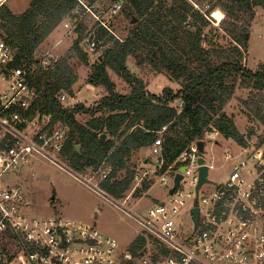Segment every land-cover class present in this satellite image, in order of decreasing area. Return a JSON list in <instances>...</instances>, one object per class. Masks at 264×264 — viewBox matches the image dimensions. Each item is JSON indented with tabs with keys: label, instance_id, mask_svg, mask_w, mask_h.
<instances>
[{
	"label": "built area",
	"instance_id": "1",
	"mask_svg": "<svg viewBox=\"0 0 264 264\" xmlns=\"http://www.w3.org/2000/svg\"><path fill=\"white\" fill-rule=\"evenodd\" d=\"M76 1V18L64 21V25L74 30L79 24L89 22L83 40L86 51L100 56L109 46L110 35L124 40L115 32V24L131 0ZM185 1L195 11L221 23L222 20L214 17L219 9L215 4L217 0ZM7 2L0 0V6ZM101 29L108 33L99 36ZM58 58L52 56L41 64L45 66ZM41 93L33 84L29 70L15 65L13 48L0 37V238L18 240L26 262L264 264V139L245 137L243 144L235 141L237 147L225 152L224 161L231 166L224 182L219 183L210 177L214 163L205 153L207 142L219 144L223 137L215 126L206 127L202 138L192 142L172 164L167 161L164 148L168 125L158 130L157 138L149 146L152 167L138 177V185L145 179L152 184L158 177L161 187L170 184V188L145 216L120 206L142 229L130 248L120 250L117 240L92 222L32 215L28 211L32 206L30 194L19 180L23 168L31 160L42 158L72 172L64 163L63 153L70 129L35 109ZM59 97L65 106L78 103L69 91L60 92ZM183 106L184 101L179 99L176 107L181 110ZM199 142H204L203 150ZM202 167L208 168L209 181L197 191ZM107 173L103 171L102 177ZM179 173L182 178L175 188ZM207 186L214 189L205 190ZM105 197L117 205L113 199ZM195 208L199 210L198 225L193 214ZM186 216H189L188 223L184 220ZM138 238L143 242L134 250Z\"/></svg>",
	"mask_w": 264,
	"mask_h": 264
},
{
	"label": "trees",
	"instance_id": "2",
	"mask_svg": "<svg viewBox=\"0 0 264 264\" xmlns=\"http://www.w3.org/2000/svg\"><path fill=\"white\" fill-rule=\"evenodd\" d=\"M76 3L32 0L20 14L6 4L0 6V37L13 48L15 65L26 67L33 84L42 90L35 109L70 129L63 153L74 171L91 168L99 172L98 184L120 199L130 190L135 173L128 170L125 177L118 178V172L127 168L135 150L152 144L164 125H168L164 148L170 164L192 142L202 138L209 126L220 129L227 139L239 144L246 142L233 117L224 109L237 87L264 91V63L256 69L244 64L255 7H264V0H217L216 5L226 15L223 18L218 9L214 17L223 19L221 29L232 40L227 47L203 44L204 40L211 42L205 31L211 20L185 0H131L128 16L131 22L135 17L137 21L123 41L109 36L111 44L92 64L88 77V83L104 87L106 94L92 105L78 102L65 106L60 92L74 94L79 79L69 57L52 59L43 66L36 53L61 23L76 18ZM88 25L89 22H83L74 29L78 35L70 48L85 65L90 64L89 52L83 46ZM107 33L103 29L98 31L101 37ZM129 57L135 58L138 67L149 65L158 72L168 71L180 82V89L166 87L162 93L150 92L144 79L128 67ZM109 69L128 82L129 91L117 90ZM257 97L251 98L252 104L249 100L246 103L252 115L264 123L263 96ZM179 99L184 101L181 110L176 107ZM79 114L87 116L85 122L78 120ZM252 133L254 130L248 138ZM103 171H108L104 178ZM150 183L143 180L141 188L147 190ZM139 192L137 189L136 193ZM142 242V238L136 239L134 250ZM10 261L11 258L0 260V264Z\"/></svg>",
	"mask_w": 264,
	"mask_h": 264
},
{
	"label": "rangeland",
	"instance_id": "3",
	"mask_svg": "<svg viewBox=\"0 0 264 264\" xmlns=\"http://www.w3.org/2000/svg\"><path fill=\"white\" fill-rule=\"evenodd\" d=\"M171 1L168 0V2ZM31 2L32 0H8L6 5L14 13L20 14L25 11L23 9L29 7ZM216 6L223 12V18H225L226 13L219 5ZM130 7L131 5L129 4L127 6L129 11ZM127 9L115 24V32L123 39L129 35L133 27V22L130 21ZM255 10L256 15L251 26L249 51L245 53L244 60L246 67L251 69H256L260 64L264 63V7L257 6ZM205 31L211 38V42L209 40L203 41L206 47H211L212 44L217 47H227L232 44L231 38L225 34L223 29H221V24H218L214 18H212L211 25ZM77 35L71 27H66L63 22L45 40L36 54L42 61L51 59L52 56H68L70 63L79 76L73 88L74 95L78 102L92 105L106 93V90L102 86L96 87L88 83V77L92 72V64L98 57L97 53L89 52L90 64L85 65L70 50ZM110 44L111 40L108 42V45ZM128 67L132 72L144 79L150 92L162 93L166 87H171L174 90H179L181 87L180 82L175 80L168 71L158 72L149 65L138 67L134 57H129ZM109 72L112 79L116 82L119 92L125 93L129 91V84L124 78L112 69H109ZM258 95L263 96L264 100V91H252L250 88L237 87L234 96L224 109L229 116L233 117L239 131L245 137H248L251 131L254 130L251 136L253 140L264 139V123L252 115V110L248 107L246 101H250L252 97L253 99H259ZM86 119L87 116L78 115L80 122H85ZM235 143L233 139L225 137L220 138L219 144L206 143V156L210 162L214 163V168L210 170V177L219 183L224 182L225 173L231 166L224 161L225 152L228 149L236 148ZM145 158L148 159L146 162H144ZM151 160L152 154L149 147H142L132 153L127 162V168H122L117 175L118 178H123L128 170L135 173L130 190L125 197L120 199L109 194L98 184L101 178L99 172L88 168L78 173L73 170L67 159L64 160V163L72 172L64 170L42 158H36L23 168V174L19 180L30 194L32 206L28 211L32 215L37 217L56 216L92 222L103 233L115 238L119 244V249L123 251L130 248L131 243H133L142 229L120 206L129 209L137 215L145 216L148 209L161 200L170 188V184L161 187L158 177L149 185L147 190L141 188L142 184L138 185V177L142 176L145 170L152 167ZM75 175L80 176L83 181ZM137 189H140L141 192L136 193ZM206 189L214 188L207 186ZM104 194L113 199L118 206L110 202ZM184 220L188 223L189 216H186ZM8 258H11L8 264H31L30 261L26 262L23 259L24 255L20 242L14 238L3 236L0 238V260H7Z\"/></svg>",
	"mask_w": 264,
	"mask_h": 264
},
{
	"label": "water",
	"instance_id": "4",
	"mask_svg": "<svg viewBox=\"0 0 264 264\" xmlns=\"http://www.w3.org/2000/svg\"><path fill=\"white\" fill-rule=\"evenodd\" d=\"M137 19L134 18L133 22H136ZM103 137H106V134L103 135ZM199 146H200V150H203L204 148V142H199ZM77 148L79 149L80 148V145H77ZM200 161L202 162L203 161V158H200ZM185 168H182V170H184ZM182 178V174L179 173L177 176H176V185H175V188H178L179 184H180V180ZM209 181L208 180V168L207 167H202L201 168V180L198 184V187H197V191H199L201 185L204 183V182H207ZM174 189L171 190V192H173ZM193 214H194V218H195V221H196V224L198 225V222H199V210L197 208L193 209Z\"/></svg>",
	"mask_w": 264,
	"mask_h": 264
},
{
	"label": "crops",
	"instance_id": "5",
	"mask_svg": "<svg viewBox=\"0 0 264 264\" xmlns=\"http://www.w3.org/2000/svg\"><path fill=\"white\" fill-rule=\"evenodd\" d=\"M26 8H27V7H26ZM26 8H25V9H23V10H26ZM90 85H91V84H90ZM105 94H106V93H105ZM105 94H103L102 96H104ZM99 95H100V93H99ZM102 96H101V97H102ZM97 99H98V98H97ZM146 160H148V159H147V158H145V159H144V162H146Z\"/></svg>",
	"mask_w": 264,
	"mask_h": 264
},
{
	"label": "bare ground",
	"instance_id": "6",
	"mask_svg": "<svg viewBox=\"0 0 264 264\" xmlns=\"http://www.w3.org/2000/svg\"><path fill=\"white\" fill-rule=\"evenodd\" d=\"M147 161V160H146Z\"/></svg>",
	"mask_w": 264,
	"mask_h": 264
}]
</instances>
